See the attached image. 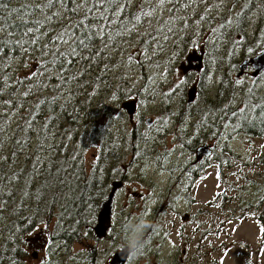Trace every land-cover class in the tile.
<instances>
[{
    "label": "trees",
    "instance_id": "16d2710c",
    "mask_svg": "<svg viewBox=\"0 0 264 264\" xmlns=\"http://www.w3.org/2000/svg\"><path fill=\"white\" fill-rule=\"evenodd\" d=\"M225 2L220 12L195 0H0V108L17 113L8 127L0 117V264H24L28 236L46 242L48 264L69 263L52 257H75L73 246L92 237L127 144L143 139L134 132L124 139L131 124L118 105L143 101L153 82L146 61L130 53L128 42L146 59L160 58L157 91L171 86L166 78L190 51L205 52L202 81L214 72L221 79L218 104L208 102V110L213 118L229 114L213 130L264 138V90L256 92L254 84L249 97L231 61L263 48L264 0ZM138 66L142 83L134 84L130 74ZM184 85L179 95L186 94Z\"/></svg>",
    "mask_w": 264,
    "mask_h": 264
},
{
    "label": "rangeland",
    "instance_id": "374dc122",
    "mask_svg": "<svg viewBox=\"0 0 264 264\" xmlns=\"http://www.w3.org/2000/svg\"><path fill=\"white\" fill-rule=\"evenodd\" d=\"M200 1L213 4L212 10L218 8L220 12L223 11V8L219 4L226 3L225 0L213 3L209 0H195V3ZM227 5L230 4L227 3ZM192 11L194 13V10ZM156 12L154 11V15L149 12V16L146 15L147 19H153ZM208 35L210 33L206 31L205 38ZM126 45L129 46L130 53L133 51L131 54L134 57L137 56L140 61H146L145 64L149 70L151 81H153L145 90L147 95L145 92L141 95L143 101L138 99L129 100L136 101V106L138 103L139 107L135 113H137V116H141L137 118L141 124L134 126L133 129L136 130L134 133L139 136L149 134L150 141L142 144H139L140 142L135 144L130 141L127 146L128 153L124 152L127 157L121 160L122 165L116 180L121 178L128 180V189L140 192L142 197L130 196L126 190L124 192L120 191L116 203L117 218H120L121 208L132 206L136 210L138 207L142 210L146 206H152L153 193L158 191L156 186L160 179L167 186L163 187L158 183L161 190H174L177 193L178 190H181L183 185L180 186L179 183L187 181L186 178H188L185 173L186 167L181 170L174 168V174L170 171L164 173L165 166L161 167L162 161L166 162L164 159L177 161L180 158H191L188 163V166H190L193 165L194 157L183 156L181 154L183 148L194 151V148L198 146L197 151H199L200 146L207 143L212 151L210 156L202 158L207 160V169L198 178L192 181L188 179L189 182L185 183L194 185L193 189L189 188L188 190L191 191V196L196 198L197 201L184 210H179L176 214L166 213L162 217L166 223L162 228L165 229L166 233L168 232V239L165 241L161 242L157 238L152 240V235L148 238V231L153 230L154 227L153 220L155 221V217H153V220L149 222V227L145 230L144 237L145 245L150 246L153 254L148 256L146 252H142L135 258L134 262L133 259H130L129 264H157L158 259H160L158 255L163 256V258L173 256L168 264H264V138L226 137L222 128L213 130L214 126L217 127L220 121L229 117L227 113H224V116L217 113L216 118H213V111L207 109L208 102L217 103L216 100L221 88L220 74H217V72H214V74L209 73L206 80L202 81L205 77L203 68V70L193 69L184 73L179 65L176 72L166 78L171 86L167 90L162 88L157 91L155 85H158L159 81L155 79L160 77L157 76L156 67H158L160 58L158 59L154 55L153 58L148 57L146 59L142 54L134 52L129 42ZM216 49L219 52L225 50L223 47ZM173 50L175 52V48ZM192 53L190 51L187 55L189 56ZM161 58L163 59L162 56ZM168 58L169 50L166 51L165 55V59ZM187 58L182 59L181 63L189 66ZM231 61L234 65L235 63L238 65V69L233 71L232 74L239 80L238 84L244 85L249 97L254 91V84L256 85V92L259 89L264 90V80L259 79L261 75L254 77V70L251 67L240 76V66L244 60L242 61L238 56L233 60L231 59ZM197 64H199L198 61L193 62L194 66ZM132 68V66H129L130 71ZM139 69L140 66H138V70H132L131 79L129 80L131 83H142L139 78ZM184 84H187L186 94L182 97L179 92L180 86ZM200 85L202 91H200ZM194 88H196V93L191 99L189 93ZM165 90L169 94H163ZM222 95H224V92ZM159 96L162 97L156 100V97ZM224 99L226 98L224 97L222 100ZM240 100L236 98L235 102L241 105L242 100L241 102ZM124 103L125 101H122L118 105L123 110V116L129 120L131 116L123 109ZM198 106L203 107V114H197V117L192 120L193 123L188 124L187 120H183L185 113L192 109L196 112ZM214 108L216 109V107ZM0 117L8 122V127L17 120V113L14 111V114H10L0 108ZM148 121L151 125H148ZM3 131L0 130V133L3 134ZM200 134L206 136L202 141L197 137ZM158 136L163 140L160 152H157L158 142L156 137ZM224 137H226L227 143L224 142ZM122 149H124V146H122ZM223 149H228L230 152L225 153L222 151ZM94 153L95 150L91 152L90 158ZM198 162L197 155L196 163ZM94 163L90 165V170L96 169ZM147 196H151V200L146 204L145 199ZM169 204L174 206L173 203ZM99 213L98 210L95 226L98 224ZM134 217L138 222L137 218H140V216L134 215ZM200 227H202V231L199 229ZM102 232L103 230H97L95 234L101 235ZM191 232L196 233L195 240L187 239L191 236ZM122 243L123 241H114V249L111 246L112 257L120 253L118 250H124V248L122 249ZM24 245H26L27 257L22 258V262L33 264L34 255L37 254L35 264H41L42 256L45 255L46 242L42 239L34 241L31 236H28ZM96 248L102 250L104 245L93 242L91 236L87 234L82 238L81 243L73 246L72 254L79 255L81 262L84 263L89 252H94ZM123 257L120 254L117 258L123 261ZM66 258L69 263L64 264H76V256L67 254ZM181 259H184L182 263L180 262Z\"/></svg>",
    "mask_w": 264,
    "mask_h": 264
},
{
    "label": "flooded vegetation",
    "instance_id": "af4514ba",
    "mask_svg": "<svg viewBox=\"0 0 264 264\" xmlns=\"http://www.w3.org/2000/svg\"><path fill=\"white\" fill-rule=\"evenodd\" d=\"M201 50L202 49H200L198 51H201ZM204 58L205 57H203V59ZM181 96L183 97L184 95H181ZM190 97L192 98V96H190ZM157 98L158 97H156V99ZM134 99H137V98H134ZM138 100H140V99L138 98ZM125 103H126V101H125ZM188 103H189V100H188ZM138 107H139V105L137 103V109H138ZM187 107H188V104H187ZM198 107L199 108H197L196 112L194 111V109H192L189 112H186L184 117H183V120H187L188 124L193 123L192 120H194L197 117V114H199V113L201 115L203 114V107L202 106H198ZM207 109H208V103H207ZM122 113H123V110H122ZM134 116L133 117L131 116V118L129 119V122L131 124L130 137L124 138L127 141L132 139L133 138V132H136V130L133 129V128H135L134 126L141 124V122L139 120H137V118H139L141 116H137V113H135ZM148 123H149L148 125H151L149 121H148ZM197 137L202 141L206 136L200 134ZM140 138H143L142 140H144V141L143 142L139 141L140 143L137 142L139 144L149 143V141H150L149 134H146L145 136H140ZM124 139H122V142ZM156 140L158 142L157 152H160V150H161L160 146L162 145L161 143L163 142V140H161L159 136L156 137ZM191 140H192V138H191ZM127 146H128V144H127ZM203 147H209V146L207 143H205L204 145L200 146V148H203ZM197 148H198V146L194 148V151L192 149L183 148V150L181 152V154L183 156L194 157L193 165L188 166L189 160L191 158H180L177 161H172L170 159H164L166 162L162 161V163H161V167L165 166V168L163 170L164 173L170 171L172 174H174V172H175L174 168H178V170H181L182 168L186 167L185 173H186V176L188 178H186L187 181H183L182 183H179V185L180 186L183 185V187L181 188V190H178V193L175 192L174 190H172V191L171 190H166V191L161 190L160 185H158V183H160L163 187L165 185L163 184L162 179H160L157 183V186H156L158 191L156 193H153V205L152 206H149V207L146 206V207H144L145 209H142V210L140 207H138L136 210V208H134L132 206L121 208L119 219L117 218L116 203H117V198H118L120 191L124 192L126 190L128 195L135 196L137 198H141L142 194L140 192L135 191V190H129L128 189L129 187L127 186L128 180L123 179V178L118 179V180L115 179L114 181H120L119 183H121V187L115 191L111 222L107 224L106 231L104 230L102 233H100L101 235H98L96 233L97 236L95 234V232L97 231V229H96L97 226H95V224H94L93 225V234L91 237V239H93V242H99L100 244L104 245V249L100 250L99 248H96V250L94 252L90 251L89 256L87 257V259L84 263L83 262L80 263L81 258L79 255H76V264H86V263L87 264H114L116 262V256L115 255H114L115 257L111 256V251H112L111 246L113 247L114 241H118V242L123 241L122 235H127V232H128L127 225L129 223H132V224L138 223V222H136L134 215L140 216V218H144L148 224L151 220H153V217H155V221L153 220L154 227H153V230L148 231V238H150V236L152 235V240L154 238L159 239V241H161V242L167 240L168 239V232L166 233L165 229L162 228L163 226L166 225V223L164 222L162 217H164L166 213L172 212L173 214H176L177 212H179V210H184L189 205H192L193 202L197 201L196 198L191 196V191L188 190L189 188L193 189L194 185L192 183L185 184V183L189 182V180L192 181L193 179L198 178L199 175H201L202 172L207 169V160L202 159L206 155L201 157V159H199V162L196 163V158L198 155ZM166 163H167V165H166ZM126 175L128 176V173ZM161 178H162V175H161ZM114 181L111 183L106 197L101 202L100 207H99V211L101 209L102 203L112 193L113 188H114V186H113ZM165 187H167V186H165ZM150 200H151V196H147L145 199L146 204ZM131 203H132V201H131ZM169 203H173L174 206L170 205ZM155 204H156V206H154ZM134 210H136V211L133 214ZM199 229L202 231V227H200ZM195 236H196V233L191 232V236L187 239L195 240L194 239ZM76 244H78V243H76ZM122 245H123V243H122ZM113 249H114V247H113ZM122 249H123V247H122ZM123 251L118 250V252H123ZM143 252H146L148 254V256L153 254V250L150 248L149 245H145ZM34 256L36 257L38 255L35 254ZM35 257L32 260L33 264H35V262H36ZM42 257H43V259H42L41 264H48V256L43 255ZM55 257L58 260H65V258H66L65 255H57V256H54L52 258H55ZM158 257L160 259H158L157 264H168V262H170L171 259L173 258V256H166L163 258V256H159V255H158ZM130 259H133V262L135 260V258L128 256L126 258L124 264H129ZM183 261H184V259L180 260L181 263ZM61 264H63V263H61Z\"/></svg>",
    "mask_w": 264,
    "mask_h": 264
},
{
    "label": "water",
    "instance_id": "95a60500",
    "mask_svg": "<svg viewBox=\"0 0 264 264\" xmlns=\"http://www.w3.org/2000/svg\"><path fill=\"white\" fill-rule=\"evenodd\" d=\"M203 53H204L203 51L200 54L197 51H195L192 54H190L187 58V61L189 62V66H187L186 64H182L181 70L184 73H187L188 71L193 70V69L201 70L203 67V55H204ZM192 61L193 62L198 61L199 64L194 66ZM249 67H251L254 70V73H253L254 77H258L259 75H261L264 72V46L256 56L249 58V59H246L242 62L241 66H240V70H241L240 76H242ZM195 93H196V88H194L192 91H190L189 94H190V96L193 97ZM123 107L129 113V115L133 117V115L135 114L136 109H137L136 101L126 102L123 105ZM211 154H212V151L209 149V147H203V148H200V150L198 151V158L201 159V157H203L204 155L210 156ZM113 186H114V188H113L112 193L109 195V197L101 205L100 213L98 215V224L96 227V229L98 231H100V230L106 231L107 224L111 222L115 191L121 187V183L114 182ZM120 254H122L124 256L123 261L119 260L117 258ZM127 256H128V254H127L126 250H124L123 252H120L116 256V262L114 264H124L125 258H127Z\"/></svg>",
    "mask_w": 264,
    "mask_h": 264
},
{
    "label": "clouds",
    "instance_id": "9594fccd",
    "mask_svg": "<svg viewBox=\"0 0 264 264\" xmlns=\"http://www.w3.org/2000/svg\"><path fill=\"white\" fill-rule=\"evenodd\" d=\"M138 223L127 225V235H122L123 245L127 254L133 258L138 257L145 248V230L149 224L144 218H137Z\"/></svg>",
    "mask_w": 264,
    "mask_h": 264
},
{
    "label": "snow or ice",
    "instance_id": "6c2138e0",
    "mask_svg": "<svg viewBox=\"0 0 264 264\" xmlns=\"http://www.w3.org/2000/svg\"><path fill=\"white\" fill-rule=\"evenodd\" d=\"M59 2L64 3V0H59ZM161 2H163V0H161ZM51 3H52V0H49V4H51ZM97 3H104V0H97ZM79 7L80 6L77 5V8H79ZM89 11H91V9H89ZM0 30H2V29H0ZM29 31H31V29H29ZM57 39H61V37H58ZM80 43H81V45H83L84 42L80 41ZM69 54L74 56L76 54V50L73 48ZM25 95H26V93H25Z\"/></svg>",
    "mask_w": 264,
    "mask_h": 264
}]
</instances>
